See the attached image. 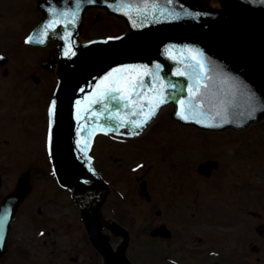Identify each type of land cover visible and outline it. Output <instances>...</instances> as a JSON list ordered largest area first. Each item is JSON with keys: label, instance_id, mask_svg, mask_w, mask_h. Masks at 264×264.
<instances>
[{"label": "water", "instance_id": "1", "mask_svg": "<svg viewBox=\"0 0 264 264\" xmlns=\"http://www.w3.org/2000/svg\"><path fill=\"white\" fill-rule=\"evenodd\" d=\"M87 1L106 6L124 18L130 32L92 44L77 41L73 46L75 56L62 53L51 152L64 184L77 187L79 177L88 178V151L93 137L102 130L121 128L107 119L117 108L126 122L122 128L131 129L135 128L127 121L142 119L140 105H144L146 114L160 96L167 99L166 103H176L175 118L183 120L180 114L191 117L193 113H203L195 119L222 125L209 128L198 124L202 128H243L264 117V0H221L223 8L219 10L212 6V0ZM87 1L77 0L73 7H85ZM65 23L57 24L53 31L63 30ZM200 60L204 69L197 63ZM129 67L134 68L131 75L146 85L140 89L141 96L133 94L119 106L107 99L93 103L102 99V94L108 95L110 81L122 75L114 69ZM178 71L185 75H177ZM109 72L113 77L101 83ZM197 81L199 92L193 87ZM104 103L111 105L108 110L103 108ZM166 103L155 107L156 115ZM93 112L103 115L92 117ZM195 119L188 122L197 124ZM83 191L86 190L81 187L76 189L77 193ZM88 191L93 198L102 192L98 185ZM100 205L101 202L96 209ZM85 212L87 223L93 226L94 213Z\"/></svg>", "mask_w": 264, "mask_h": 264}, {"label": "flooded vegetation", "instance_id": "2", "mask_svg": "<svg viewBox=\"0 0 264 264\" xmlns=\"http://www.w3.org/2000/svg\"><path fill=\"white\" fill-rule=\"evenodd\" d=\"M93 16L96 20H107L108 17L101 13L97 14V10H91L88 16ZM0 27L5 28V31H11L19 27L20 34H18V40L16 42L10 41L19 48L18 51L9 50L8 53L2 54L3 59L0 56V124L10 121V117L14 120H21L24 115H11L14 106L19 109L18 112H24V100L27 104L33 101L32 87L36 86L35 78H41L40 85H48L52 83L53 69L46 68L45 65L32 66L31 45L26 43V39L29 38L25 33L29 30L27 2L26 0H0ZM6 43V44H7ZM8 47V46H7ZM6 47V48H7ZM57 44L54 46L49 45L47 50V56L56 54L54 50ZM39 80V79H38ZM34 81V83H33ZM36 93V91H35ZM38 101L41 100L38 94ZM37 102V101H36ZM0 129H3L0 127ZM223 158H227L226 161L221 158L223 164L222 168L217 174L213 172V176L203 177L197 184L192 185L188 180L186 183L187 195L189 202L186 204L187 208L192 209V216L196 217L199 207L202 204L201 195L208 191L209 188L212 191L227 188L226 198H228L229 212L232 216H237L242 221L241 238L244 244L250 248V253L254 254L252 257L256 259L257 264H264V191L252 190V185L248 182L244 185L241 184L239 179V158L233 153L231 155L222 153ZM221 167V166H220ZM220 169V168H219ZM218 169V170H219ZM206 180H212L208 183H204ZM12 181L6 183V192L3 196L0 195V205L3 202L5 194L11 191ZM15 183V182H13ZM205 184V187H204ZM245 188L244 191L242 190ZM149 197L154 202V199L161 198L162 194L156 188H152L149 184ZM142 196V195H141ZM32 195H30L20 207L15 221L12 223V229L9 234L8 252L4 256H0V264H103V257L100 253L96 252L89 247L81 248L78 245L70 246L63 251H54L50 248L43 247L41 250L42 255H38L39 247L36 234H32L31 226L27 225L31 222L44 221L45 210L43 205L36 204L39 201H33ZM39 199L43 200L44 195H39ZM148 200V199H147ZM38 207L37 212L39 216L34 215V209ZM185 207V206H184ZM1 208V206H0ZM178 209L162 208L157 211L156 220L163 223L166 220L174 217L175 212ZM251 211L256 214H251ZM135 215L139 217H147L152 219L153 211L150 208H138L134 210ZM118 217H114L120 222L126 220V216L132 217V214H126L124 209L121 210ZM245 215L247 217H245ZM147 219V220H148ZM160 239V238H158ZM162 240V239H161ZM163 241V240H162ZM118 239L113 238V244L115 247L118 245ZM37 256H36V254ZM51 253V254H50Z\"/></svg>", "mask_w": 264, "mask_h": 264}, {"label": "rangeland", "instance_id": "3", "mask_svg": "<svg viewBox=\"0 0 264 264\" xmlns=\"http://www.w3.org/2000/svg\"><path fill=\"white\" fill-rule=\"evenodd\" d=\"M27 1V0H26ZM114 28L113 30L115 32L121 31L122 27L118 26L116 23H114ZM6 37H4L3 35L0 34V45H4V40H11L16 42L17 41V35L15 32H11V33H7L5 35ZM33 51V50H31ZM38 105V103H37ZM36 108L38 109V106H36ZM171 106L168 108H165L162 112L161 115L159 116V119L157 120L158 122L157 124V128L160 126V124L164 121V122H168V120L170 119V110H171ZM33 122H37L36 119L32 118ZM43 118H41L38 121V130H39V137H36L37 140L35 141H28L32 139V133H28L26 134L25 132H23V130H20L19 125L21 124H12L11 125V131L13 132L12 136L10 137V142H12V144L10 145V149L13 153H11L8 150H1L0 151V163H3L4 165H7L8 167H10V169L14 172H19L21 171L23 168L27 167V166H35V180H36V193L37 194H44L45 195V200L48 199V204H50V206L48 207V211L49 214L51 216H53V213L57 212L58 206L60 204V202L63 203L61 210L63 211V216L62 218H58L57 220V224H70L75 226L77 224V222L79 221V219H81V215L77 213L76 210V204L72 205L70 203H68L67 199L68 196L71 197L73 194L70 191H66L65 189L62 188H58V187H54L56 186V182H55V178L54 175L51 174L50 172H48V169L46 168V162L44 161V156L43 153H35L36 151H33L34 148H30V145H40L41 143H43V137L42 136L43 132H42V123H43ZM264 125V123L260 124V125H256L254 126L255 128L258 126H262ZM173 126V127H172ZM156 128V127H154ZM162 130L161 127L159 130H157V135H165L164 137H167L166 141H167V148L170 147V144H175L177 145V147H173L170 150H166L163 151L164 153H169L168 155L171 156L173 158L172 161V167L170 166L169 162H167L166 165H162V167L157 166V161L158 159H161V155L164 154H160L159 150L161 145L156 142L155 140H150L149 138L151 137H144V138H139V140H135L129 143V145L127 146L128 150H129V154L127 149L125 150L123 148L122 150V154L127 156V165H131L132 168L134 169H140V175H148L147 177L152 178L153 175L155 176V178H159L158 182L161 184V186H166L168 187L169 185H171L170 183L173 181H184L187 180V177L185 176V171L183 170L184 168V164L181 162L182 161V157L184 156H192L191 162L192 165L194 167V165L197 163L198 160L197 157L200 156L199 151L200 149L194 148V144L190 143V131L186 128H181L178 130V133L175 134V130L178 128L175 124H172L171 122H168L166 126H162ZM264 130V127L262 128ZM251 131H253L254 133H256V129L252 128L250 129ZM161 133V134H160ZM171 134V135H170ZM174 134V135H173ZM182 137H181V136ZM253 134H251L250 136H248V138L250 139V143H253V141L251 140V136ZM170 136V137H169ZM196 134L192 135V139L196 138ZM257 137L261 138V136L256 135ZM152 139V138H151ZM183 139L186 141L187 144V149L190 150L188 152V154L185 153V147L183 144ZM264 141V140H263ZM110 142V141H109ZM108 141L104 140L100 142V148L99 151H102V155L106 154V149L108 150V147L111 148L113 150V146H116L117 143H113V145L110 146ZM30 143V145H29ZM8 147V146H7ZM9 148V147H8ZM20 150H19V149ZM159 149V150H158ZM215 150V149H214ZM41 151V148H40ZM213 150H209L208 152H212ZM114 153L117 154V150L114 148ZM153 153V154H152ZM152 154V156H151ZM121 155V152H118V156ZM141 156V157H140ZM151 159L155 160L154 166H151L153 170L151 171H146L145 168H143L144 163L148 162L146 161L147 159L145 157H149ZM137 157V158H136ZM140 157V158H139ZM103 158V156H102ZM118 159H121L120 157ZM150 159V160H151ZM131 160V162H130ZM42 163H41V162ZM130 162V163H129ZM160 162V161H159ZM103 163V168L99 167V170H101L102 173V177L104 180H106V182H108V184H110L115 190H117V192H120L122 189H129L133 186V182L131 180H133L136 172L132 171L130 168L126 167L124 169H122V172L119 173L118 175L114 174V168H115V164L114 161L109 160V158L107 160H104V162H100ZM129 163V164H128ZM143 163V164H142ZM134 164V165H133ZM98 165L99 164H95V168L98 169ZM158 167L160 168V170H158ZM9 169V170H10ZM154 169H156L154 171ZM9 170L7 171V173L9 172ZM173 172L176 173H180L179 176L174 177L172 174ZM9 176L8 178L10 179L11 176L13 175L11 172L8 173ZM7 174V175H8ZM173 176V178L171 177ZM162 177V178H161ZM54 178V179H53ZM9 181V180H7ZM256 181H259V178L256 179ZM136 182V181H135ZM138 183H140V180L138 181ZM54 198V199H52ZM106 208H108V204L106 205ZM209 224V223H207ZM176 227V226H175ZM215 229V228H214ZM179 231V229H177ZM218 231H222V230H218ZM188 233V232H186ZM185 232H182V235H185L186 237L187 234ZM189 238V237H188ZM223 238V237H222ZM185 239V238H184ZM226 238L223 239V243L220 242L221 244H223L225 247L228 246L230 244L231 249H234L236 247V241H231L229 240V243L226 242L225 240ZM186 240V239H185ZM187 240H190L187 239ZM177 241V240H176ZM217 241L216 239V235L214 236L213 240L211 242H209V245L212 246L215 242ZM231 241V242H230ZM145 245L148 246L151 250H156L158 252H161L163 250V244L160 242H147L144 241ZM190 244H192V242H190ZM179 243H171L169 246L171 249L176 250L178 248ZM144 246V244H143ZM238 247V245H237ZM199 255L201 256L200 258V262H198V264H240V260L232 257L231 254L228 252V250H226L225 252H219V253H209V250L206 247H204L203 249L200 248L199 250ZM185 258V256H183ZM188 258V257H187ZM190 259H192L190 257ZM189 264H194L192 262H189ZM242 264V263H241Z\"/></svg>", "mask_w": 264, "mask_h": 264}, {"label": "snow or ice", "instance_id": "4", "mask_svg": "<svg viewBox=\"0 0 264 264\" xmlns=\"http://www.w3.org/2000/svg\"><path fill=\"white\" fill-rule=\"evenodd\" d=\"M122 7L128 8V7H130V5H123ZM62 15L67 16V15H69V13H63ZM71 15L75 16L74 13H72ZM51 27H52L51 24L46 25L45 30L47 31V29H49ZM35 39H36L35 37H29L26 39L25 42L29 43ZM38 42L42 43L43 41H38ZM65 55H68V53L66 52ZM72 55H75V53L73 52ZM197 63L199 64V67L201 69H204L205 65H204V62L202 60L197 61ZM157 67H159V65H157ZM132 71H134L133 67L114 69L115 73H120L122 75L117 76L115 79H113L111 81H110V78L113 77V72H109L108 75L103 78V81H101V83L110 81L112 86L106 88V92L108 93V95L102 94V99H97V100L93 101V103L100 104V103H102L103 99H107V100H110L112 102V104L119 106L121 101L130 100V97L133 94H135L137 96V98H139L141 96L140 89L146 87V85L143 83V81H138L135 77H133L131 75ZM176 74L177 75H185V73H182L179 71ZM203 75L205 76V78H207L206 73H204ZM172 87H175V85H172ZM193 87L195 88L196 92L200 91V84L198 81L193 85ZM204 87H207V85H204ZM149 90L151 91L152 89H149ZM121 92H124L125 94L119 95L118 93H121ZM166 102H167V99L163 96H160L155 107H158L160 104H163ZM179 103L181 105H183L185 102L183 100H181ZM110 106L111 105L108 103L103 104V108L105 110H108L110 108ZM124 107H128V105L124 104ZM143 107H144V105L141 104L140 105L141 112L139 114L142 117V119L127 121V123H130L135 129H142L148 123V121L156 115L155 107L150 106L148 108V111L146 114L143 112ZM56 108H57L56 101L52 100L50 102L49 113H50V116L53 118V122H54V118L56 115ZM135 114L136 113H133V115H135ZM101 115H103V113H100V112H93L92 113V117L101 116ZM196 115H203V113H193L191 117L187 114H180V118L185 120V121H189L190 119H195ZM217 115H219V113H217ZM89 119H91V117H89ZM107 119L114 120L116 122V125L119 127H124L125 123H126L120 117V113H119L118 108L116 111L111 112L110 115L107 117ZM212 119H214V117ZM195 123L201 124V125H203L205 127H209V128L222 126V125L216 124V123H209L205 119H195ZM81 129L84 130L83 125L81 126ZM110 130H114V129H110ZM133 134L135 135L138 133L133 132ZM89 135H90V133H89ZM48 149H49V152H51V150H52L51 130L49 131V135H48ZM81 151H83V149H81ZM6 220H7V216L5 215L4 221H6ZM2 244H3V234H2V231H0V245H2Z\"/></svg>", "mask_w": 264, "mask_h": 264}]
</instances>
